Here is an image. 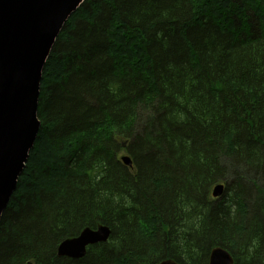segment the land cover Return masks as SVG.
Instances as JSON below:
<instances>
[{"label": "trees", "instance_id": "trees-1", "mask_svg": "<svg viewBox=\"0 0 264 264\" xmlns=\"http://www.w3.org/2000/svg\"><path fill=\"white\" fill-rule=\"evenodd\" d=\"M39 117L0 264H209L216 247L264 264V0H86ZM101 225L108 243L58 257Z\"/></svg>", "mask_w": 264, "mask_h": 264}, {"label": "water", "instance_id": "water-1", "mask_svg": "<svg viewBox=\"0 0 264 264\" xmlns=\"http://www.w3.org/2000/svg\"><path fill=\"white\" fill-rule=\"evenodd\" d=\"M86 0H0V226L18 189L42 128L39 118L41 86L47 62L67 22ZM122 163L132 167L129 156ZM226 186L212 190L221 198ZM107 226L85 228L63 241L60 258L81 260L88 248L108 243ZM157 264H179L168 259ZM209 264H235L229 251L214 248Z\"/></svg>", "mask_w": 264, "mask_h": 264}, {"label": "rangeland", "instance_id": "rangeland-1", "mask_svg": "<svg viewBox=\"0 0 264 264\" xmlns=\"http://www.w3.org/2000/svg\"><path fill=\"white\" fill-rule=\"evenodd\" d=\"M143 117V116H142ZM40 118V117H39ZM144 118V117H143ZM124 155H127V152H122L121 153V155H120V158L122 157V156H124ZM239 172H240V174H242V175H246V170L245 169H240L239 170ZM228 177L230 178V180H232V179H234V177H235V174H234V172H232L231 170H229V172H228ZM225 196H226V194H225ZM225 196H224V198H225ZM223 198V197H222ZM221 198V199H222ZM223 198V199H224ZM220 200V199H219Z\"/></svg>", "mask_w": 264, "mask_h": 264}, {"label": "bare ground", "instance_id": "bare-ground-1", "mask_svg": "<svg viewBox=\"0 0 264 264\" xmlns=\"http://www.w3.org/2000/svg\"><path fill=\"white\" fill-rule=\"evenodd\" d=\"M225 191H226V190H225ZM224 195H225V194H224ZM224 195H223V196H224ZM214 199H219V198H214ZM5 212H6V211H5ZM69 239H71V238H69Z\"/></svg>", "mask_w": 264, "mask_h": 264}, {"label": "flooded vegetation", "instance_id": "flooded-vegetation-1", "mask_svg": "<svg viewBox=\"0 0 264 264\" xmlns=\"http://www.w3.org/2000/svg\"><path fill=\"white\" fill-rule=\"evenodd\" d=\"M224 196H225V195H224ZM224 196H222V197H224ZM222 197H221V198H222ZM221 198H219V199H221ZM219 199H218V200H219ZM215 200H217V199H215Z\"/></svg>", "mask_w": 264, "mask_h": 264}]
</instances>
